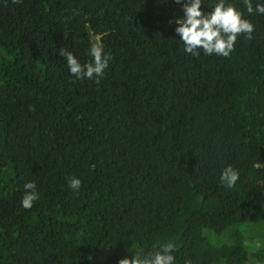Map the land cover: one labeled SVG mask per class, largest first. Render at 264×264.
Instances as JSON below:
<instances>
[{"label": "trees", "instance_id": "1", "mask_svg": "<svg viewBox=\"0 0 264 264\" xmlns=\"http://www.w3.org/2000/svg\"><path fill=\"white\" fill-rule=\"evenodd\" d=\"M225 4L254 25L229 57L185 51L175 0H0V264H119L169 242L175 264H264V15ZM94 36L109 67L79 80L59 49L91 62Z\"/></svg>", "mask_w": 264, "mask_h": 264}, {"label": "clouds", "instance_id": "2", "mask_svg": "<svg viewBox=\"0 0 264 264\" xmlns=\"http://www.w3.org/2000/svg\"><path fill=\"white\" fill-rule=\"evenodd\" d=\"M13 2L20 3L21 0H13ZM175 2L183 7V15L175 20L177 24L175 31L184 42L185 51L193 56H199V50L202 49L206 55L229 57L235 49L239 36L252 38L254 25L244 18L243 13L235 6L226 5L225 0H219L214 9L207 14L201 8L203 0H175ZM243 3L249 14L255 12L264 15V4H257L254 9L252 0H243ZM88 51L92 61L85 64L65 48L59 49V54L66 60L70 73L77 79L95 78L98 82L109 67L111 55L105 53L100 36L93 37ZM238 179L239 173L231 165L225 167L220 176L221 182L228 188L234 187ZM80 186V179L73 177L69 180V187L72 190L78 191ZM24 189L22 207L31 209L33 203L39 199L36 184L28 182L24 185ZM174 249L175 244L164 243L150 257L140 259L134 256L131 260L123 258L119 264H175ZM185 264H191V261L186 260Z\"/></svg>", "mask_w": 264, "mask_h": 264}]
</instances>
